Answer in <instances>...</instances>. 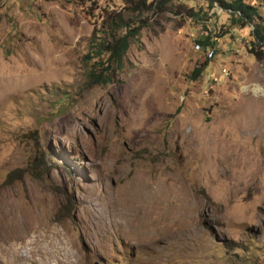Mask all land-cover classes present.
<instances>
[{
    "label": "rangeland",
    "instance_id": "374dc122",
    "mask_svg": "<svg viewBox=\"0 0 264 264\" xmlns=\"http://www.w3.org/2000/svg\"><path fill=\"white\" fill-rule=\"evenodd\" d=\"M121 4L0 0V264H264L252 26L169 0L137 17L112 83L88 87L98 10ZM208 31L212 54L194 43Z\"/></svg>",
    "mask_w": 264,
    "mask_h": 264
},
{
    "label": "trees",
    "instance_id": "16d2710c",
    "mask_svg": "<svg viewBox=\"0 0 264 264\" xmlns=\"http://www.w3.org/2000/svg\"><path fill=\"white\" fill-rule=\"evenodd\" d=\"M73 1V0H70ZM88 2L89 0H78ZM169 0H121V11L98 10L100 22L92 28L82 62L87 66L86 84L88 87L104 86L112 83L111 75L120 70L123 57L129 44L133 41L145 22L138 19L142 14L156 15L163 11L164 5ZM209 8L217 7L227 13L229 24L233 27L243 28L252 26L251 41L248 52L257 60L264 61V15L260 13L254 4H247L244 0H205ZM96 6L90 8V17L96 11ZM124 12L128 16H124ZM200 12V14H198ZM178 14H180L178 12ZM206 14L198 10L193 12L191 8L185 10L182 16L199 21ZM132 16V18H129ZM207 31V30H205ZM198 36L194 43L200 51L214 52L216 38L210 35ZM204 65V64H202ZM200 67H195L191 73V79H196L201 73Z\"/></svg>",
    "mask_w": 264,
    "mask_h": 264
}]
</instances>
